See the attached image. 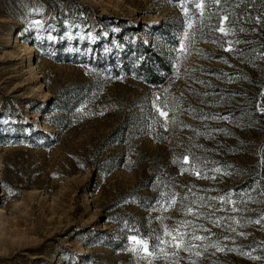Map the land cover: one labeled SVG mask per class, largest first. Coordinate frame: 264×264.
Segmentation results:
<instances>
[{
  "label": "rangeland",
  "instance_id": "374dc122",
  "mask_svg": "<svg viewBox=\"0 0 264 264\" xmlns=\"http://www.w3.org/2000/svg\"><path fill=\"white\" fill-rule=\"evenodd\" d=\"M216 8L0 0V264H264V22Z\"/></svg>",
  "mask_w": 264,
  "mask_h": 264
},
{
  "label": "trees",
  "instance_id": "16d2710c",
  "mask_svg": "<svg viewBox=\"0 0 264 264\" xmlns=\"http://www.w3.org/2000/svg\"><path fill=\"white\" fill-rule=\"evenodd\" d=\"M216 5L218 16L230 23L264 22V0H210ZM159 35L168 38L169 33L165 24L159 28ZM134 55L128 57V53L117 55L114 60V67L123 75L150 85L158 86L163 84L172 74V67L163 57L162 53L149 47L141 41V48L133 49ZM264 87V73L259 81Z\"/></svg>",
  "mask_w": 264,
  "mask_h": 264
},
{
  "label": "snow or ice",
  "instance_id": "6c2138e0",
  "mask_svg": "<svg viewBox=\"0 0 264 264\" xmlns=\"http://www.w3.org/2000/svg\"><path fill=\"white\" fill-rule=\"evenodd\" d=\"M196 7H202V5L201 4H197L196 5ZM220 31H224V29L223 28H221V29H219ZM162 115H165V113H161ZM167 234V233H166ZM198 238V237H197ZM130 239L134 242V244H140V243H142V241H140V240H137V238L135 237V236H133V237H130ZM162 243H163V241H162ZM133 250H135V249H133Z\"/></svg>",
  "mask_w": 264,
  "mask_h": 264
},
{
  "label": "bare ground",
  "instance_id": "6f19581e",
  "mask_svg": "<svg viewBox=\"0 0 264 264\" xmlns=\"http://www.w3.org/2000/svg\"><path fill=\"white\" fill-rule=\"evenodd\" d=\"M25 47H26V48H30V46H29V45H25Z\"/></svg>",
  "mask_w": 264,
  "mask_h": 264
}]
</instances>
